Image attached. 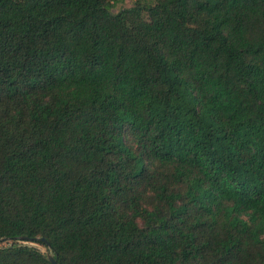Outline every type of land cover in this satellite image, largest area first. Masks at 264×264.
Listing matches in <instances>:
<instances>
[{
  "label": "trees",
  "instance_id": "obj_1",
  "mask_svg": "<svg viewBox=\"0 0 264 264\" xmlns=\"http://www.w3.org/2000/svg\"><path fill=\"white\" fill-rule=\"evenodd\" d=\"M0 0V264H264V0Z\"/></svg>",
  "mask_w": 264,
  "mask_h": 264
},
{
  "label": "water",
  "instance_id": "obj_2",
  "mask_svg": "<svg viewBox=\"0 0 264 264\" xmlns=\"http://www.w3.org/2000/svg\"><path fill=\"white\" fill-rule=\"evenodd\" d=\"M19 240L25 242L28 245H33L34 243H39V242L49 245V242L44 237H21V239ZM5 241H7V239H0V242H5ZM45 253L47 254L49 260L53 264H59L57 259L54 257V255L50 251L47 250V252Z\"/></svg>",
  "mask_w": 264,
  "mask_h": 264
},
{
  "label": "rangeland",
  "instance_id": "obj_3",
  "mask_svg": "<svg viewBox=\"0 0 264 264\" xmlns=\"http://www.w3.org/2000/svg\"><path fill=\"white\" fill-rule=\"evenodd\" d=\"M137 1H146V2H150L152 0H117L115 2V6H114V11L115 12H118L119 10L123 9V8H126V7H130L132 6L135 2ZM3 243H6V242H3ZM34 246H37L39 249H41L43 252H47V248L40 244V243H34L33 244Z\"/></svg>",
  "mask_w": 264,
  "mask_h": 264
}]
</instances>
